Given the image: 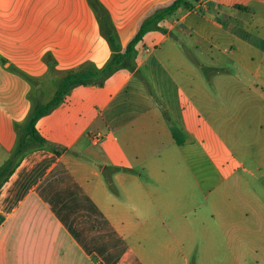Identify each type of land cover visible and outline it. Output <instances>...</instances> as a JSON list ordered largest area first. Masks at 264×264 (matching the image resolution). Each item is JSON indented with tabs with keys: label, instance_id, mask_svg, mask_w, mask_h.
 Here are the masks:
<instances>
[{
	"label": "crops",
	"instance_id": "1",
	"mask_svg": "<svg viewBox=\"0 0 264 264\" xmlns=\"http://www.w3.org/2000/svg\"><path fill=\"white\" fill-rule=\"evenodd\" d=\"M91 1L0 0V168L31 88L47 104L111 59L101 20L121 53L174 0ZM157 27L36 122L47 147L0 186V264H264V0H186Z\"/></svg>",
	"mask_w": 264,
	"mask_h": 264
},
{
	"label": "trees",
	"instance_id": "2",
	"mask_svg": "<svg viewBox=\"0 0 264 264\" xmlns=\"http://www.w3.org/2000/svg\"><path fill=\"white\" fill-rule=\"evenodd\" d=\"M91 1V0H90ZM92 2V1H91ZM186 6V0H174L168 6L156 10L151 16L145 19L139 26L135 35L128 41L123 52H119L115 36L111 26L105 21H100L101 29L105 39L107 40L111 51V59L101 70H95L93 67L87 66L76 72H69L57 82L56 91L52 99L47 104H42L39 99L30 97L31 109L26 117L25 122L17 130V141L13 152L8 160L0 168V186L13 172L21 158L28 152L39 148L47 147V143L38 134L35 125L36 122L44 115L49 114L54 110L63 100L68 90L76 84H101L113 72L125 64L133 67V58L135 55L134 47L141 40L143 35L151 30L158 29L157 23L166 17L172 15L177 8ZM174 140L181 144L175 129L171 130Z\"/></svg>",
	"mask_w": 264,
	"mask_h": 264
},
{
	"label": "rangeland",
	"instance_id": "3",
	"mask_svg": "<svg viewBox=\"0 0 264 264\" xmlns=\"http://www.w3.org/2000/svg\"><path fill=\"white\" fill-rule=\"evenodd\" d=\"M34 85V84H33ZM31 85V86H33ZM57 85L52 87H47L46 85L41 89V94H42V98L44 101L47 100V102H49L52 99V96L54 95L55 91H56ZM38 92H36L34 89L31 88L30 91V97L34 98L37 97ZM177 136L180 140H182L183 138L181 137V134L177 131ZM189 158V164H190V173L193 176H196L197 178H204L205 176V172L207 171V167H206V162H205V157L203 156L202 152L198 149L195 154L190 155ZM180 178L181 180H186L187 178V174L186 172H184V170H182L180 172ZM192 176V177H193Z\"/></svg>",
	"mask_w": 264,
	"mask_h": 264
}]
</instances>
